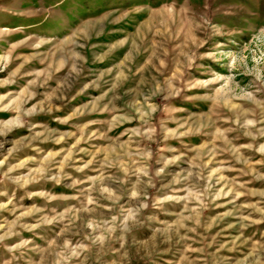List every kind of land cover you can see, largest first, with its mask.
Returning a JSON list of instances; mask_svg holds the SVG:
<instances>
[{"label":"rangeland","instance_id":"rangeland-1","mask_svg":"<svg viewBox=\"0 0 264 264\" xmlns=\"http://www.w3.org/2000/svg\"><path fill=\"white\" fill-rule=\"evenodd\" d=\"M0 264H264V0H0Z\"/></svg>","mask_w":264,"mask_h":264}]
</instances>
